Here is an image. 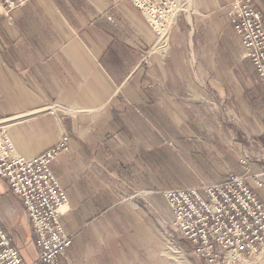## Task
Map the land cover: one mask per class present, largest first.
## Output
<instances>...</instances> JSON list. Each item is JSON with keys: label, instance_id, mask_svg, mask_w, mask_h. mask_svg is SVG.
Listing matches in <instances>:
<instances>
[{"label": "crops", "instance_id": "crops-1", "mask_svg": "<svg viewBox=\"0 0 264 264\" xmlns=\"http://www.w3.org/2000/svg\"><path fill=\"white\" fill-rule=\"evenodd\" d=\"M186 1L192 12L177 20L170 56L153 54L149 65L141 51L156 35L130 0H28L12 23L0 1V120L10 119L26 158L64 132L71 137L51 167L68 194L62 219L73 264H164L161 245H143V187H156L143 182V171L165 149L179 164L185 145L201 147L218 173L200 180L235 171L264 201L253 177L264 182V83L229 19L232 0ZM254 2L264 18V0ZM55 102L83 112L44 110ZM185 186L192 185L163 189ZM0 222L26 262H38L33 225L2 177Z\"/></svg>", "mask_w": 264, "mask_h": 264}, {"label": "built area", "instance_id": "built-area-1", "mask_svg": "<svg viewBox=\"0 0 264 264\" xmlns=\"http://www.w3.org/2000/svg\"><path fill=\"white\" fill-rule=\"evenodd\" d=\"M0 1L12 23V11L28 0ZM130 1L142 11L156 35L153 44L141 51L143 62L150 63L153 54L167 58L175 23L181 15L192 12L187 1ZM228 14L243 43L244 56L252 60L264 83L261 10L254 0H232ZM109 18L115 20L111 15ZM46 109L53 114L73 110L65 103L51 104ZM69 147L70 135L64 132L54 145L33 158H26L17 152L7 126L0 124V177L7 180L25 207L34 228L39 261L43 264H73L65 257L73 237L66 232L62 219V207L68 201V194L51 167L52 161ZM242 161L250 170V158L245 156ZM253 177L264 188L258 175L253 174ZM162 193L172 212L173 230L186 242L187 247L183 248L204 264H246L264 251V201L246 183L245 175L231 171L216 183L169 188ZM0 264H38L26 262L1 222Z\"/></svg>", "mask_w": 264, "mask_h": 264}, {"label": "rangeland", "instance_id": "rangeland-1", "mask_svg": "<svg viewBox=\"0 0 264 264\" xmlns=\"http://www.w3.org/2000/svg\"><path fill=\"white\" fill-rule=\"evenodd\" d=\"M186 14H188V12L181 16H184ZM147 64L149 65L150 63ZM67 104L72 107L73 110H71V112L58 111L55 114L63 112L72 116H76L83 112L79 110L80 106L70 103ZM45 111L48 110L46 109ZM9 120L10 119H3L0 120V123L6 125V122H9ZM186 148L187 145H185L183 149L180 148L181 150H179V164H176L175 156L173 157L172 151L165 149L164 151L158 152L160 158L156 160V164L150 165L151 172L149 170L143 171V176L146 178L143 182L147 183L149 186L152 187L156 186L153 187L156 190L143 187V245L153 249L155 248L156 244L161 245L159 252L163 257L164 264H180L176 258H181L182 256L185 257L190 264H204L203 260H200L196 255L187 252V250L183 248L187 247L186 242L181 241L177 233L173 230L172 212L165 196L162 193V189L164 187H169L172 185L184 186L199 183L201 184L202 182H204V180L202 181L200 180L201 178H199L201 174H205L207 177L210 178L211 175H215L218 173L216 169L218 167H216L215 165L213 166L211 164H204L205 160L202 157L203 151L200 149L201 147L195 146V149L192 150H188ZM189 155L193 156V158L191 157L190 160L192 162L193 160L196 161L198 163L197 165L191 164L189 160ZM245 156H248L251 159L249 154L246 153L243 157ZM117 219L122 222L129 220V218H127V215H122L121 217L117 216ZM133 220L134 219H131L129 221ZM143 256H147L146 251H143ZM65 257L67 258V255H65ZM246 264H264V252H261V255L259 257L251 258L249 261L246 262Z\"/></svg>", "mask_w": 264, "mask_h": 264}, {"label": "bare ground", "instance_id": "bare-ground-1", "mask_svg": "<svg viewBox=\"0 0 264 264\" xmlns=\"http://www.w3.org/2000/svg\"><path fill=\"white\" fill-rule=\"evenodd\" d=\"M3 5V4H2ZM4 7V6H3ZM5 9V8H4ZM0 124H2V123H0ZM5 125V124H4ZM5 126H7V125H5ZM62 211H64L63 210V207H62ZM72 235V234H71ZM72 244V243H71ZM262 252H264V251H262ZM189 253H192V252H189ZM193 254V253H192ZM177 260H178V262L180 263V264H190L189 262H188V260L185 258V257H181V258H176ZM249 261V260H248ZM38 262H40L39 261V257H38ZM247 262V261H246ZM40 263H42V262H40Z\"/></svg>", "mask_w": 264, "mask_h": 264}]
</instances>
